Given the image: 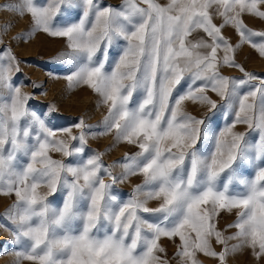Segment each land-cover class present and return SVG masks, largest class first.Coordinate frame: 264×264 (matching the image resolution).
Instances as JSON below:
<instances>
[{
	"label": "snow or ice",
	"instance_id": "6c2138e0",
	"mask_svg": "<svg viewBox=\"0 0 264 264\" xmlns=\"http://www.w3.org/2000/svg\"><path fill=\"white\" fill-rule=\"evenodd\" d=\"M0 9L30 19L15 39L65 38L64 79L107 109L97 131L84 118L54 129L55 106H29L15 80L21 62L3 41L8 26L0 31V195L15 197L0 227L12 233L15 264H169L162 238L179 239V264H201L198 253L227 264L246 248L264 258V75L235 58L244 45L264 57V31L244 21L264 20V0H13ZM228 26L239 43L222 34ZM110 134L136 150L106 165L89 141ZM136 176L125 198L116 186ZM233 210L237 231L226 236L217 217Z\"/></svg>",
	"mask_w": 264,
	"mask_h": 264
},
{
	"label": "rangeland",
	"instance_id": "374dc122",
	"mask_svg": "<svg viewBox=\"0 0 264 264\" xmlns=\"http://www.w3.org/2000/svg\"><path fill=\"white\" fill-rule=\"evenodd\" d=\"M45 3L46 0H38ZM13 3V0H0V6H6ZM105 3L119 4L120 0H105ZM244 21L248 27L255 31H264V20L251 15H245ZM214 22L220 24L221 18L215 17ZM7 27L6 34L3 35V41L9 45L17 58L20 60V71L15 74V80L22 87L25 93L31 95L29 106L37 112H46L48 105L55 106V115L52 119L54 129L72 127L84 118L85 121L93 125L92 131H97V126L106 115V106L98 104L99 97L87 86L70 88L65 73L58 68L57 57L68 51L65 38L50 37L45 33H36L27 40L15 39L26 31L30 30V19L25 16L21 18L18 13L10 10L0 9V31ZM222 34L229 39L234 45L239 43L238 33L233 27L228 26L222 29ZM196 35L195 33L193 34ZM203 35V33H201ZM219 56L223 52L218 51ZM235 58L238 63L242 64L246 71L264 75V57H261L256 50L250 45H244L239 49ZM222 74L226 76H239L241 73L238 69L223 67ZM39 85L40 87H34ZM213 99H217L211 94ZM185 109L193 115L200 116L204 108L191 101L185 102ZM237 131H246V126L238 125ZM89 147L95 151L104 153L103 161L106 165L113 164L121 160L126 152H134L136 149L126 144H117L114 135L98 136L90 139ZM54 158H59V154L53 153ZM119 167L114 169V173L119 174ZM107 180V177L105 178ZM142 182V177L136 176L129 178L123 184L116 187L119 192L125 194L131 193L136 184ZM52 199V198H50ZM15 197L0 195V214H3L14 202ZM236 219L235 210L232 213L222 212L217 217V227L224 232V235H232L237 230L228 227ZM12 239V233L4 227H0V264H15V253L12 245L5 242ZM161 245L166 249L162 255L169 261V264H179V258L176 257L177 245L180 243L178 238L169 240L162 238ZM212 247L220 252L223 246L212 240ZM237 243L230 241L229 244ZM197 259L201 264H219L218 259L205 256L202 253L197 254ZM22 264H31L29 261H23ZM227 264H264V258L257 260L251 249H243L235 254H231Z\"/></svg>",
	"mask_w": 264,
	"mask_h": 264
}]
</instances>
